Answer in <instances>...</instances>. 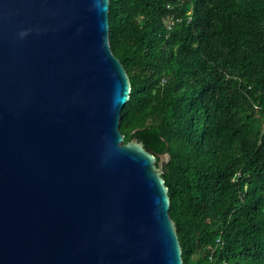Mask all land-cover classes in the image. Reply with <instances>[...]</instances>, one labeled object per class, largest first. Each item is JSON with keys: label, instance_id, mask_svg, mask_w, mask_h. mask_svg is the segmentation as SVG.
<instances>
[{"label": "water", "instance_id": "95a60500", "mask_svg": "<svg viewBox=\"0 0 264 264\" xmlns=\"http://www.w3.org/2000/svg\"><path fill=\"white\" fill-rule=\"evenodd\" d=\"M108 8L0 0V264H182L168 154L119 130Z\"/></svg>", "mask_w": 264, "mask_h": 264}, {"label": "trees", "instance_id": "16d2710c", "mask_svg": "<svg viewBox=\"0 0 264 264\" xmlns=\"http://www.w3.org/2000/svg\"><path fill=\"white\" fill-rule=\"evenodd\" d=\"M108 21L119 130L168 154L182 264H264V0H109Z\"/></svg>", "mask_w": 264, "mask_h": 264}, {"label": "built area", "instance_id": "2783aa9c", "mask_svg": "<svg viewBox=\"0 0 264 264\" xmlns=\"http://www.w3.org/2000/svg\"><path fill=\"white\" fill-rule=\"evenodd\" d=\"M167 7H170V5H168ZM190 18H191V9L186 11L185 14L182 12L172 13L171 15H169L168 17L165 18L164 24H165L166 28L170 29L171 26L175 22H179L182 19H185L187 22H189Z\"/></svg>", "mask_w": 264, "mask_h": 264}]
</instances>
